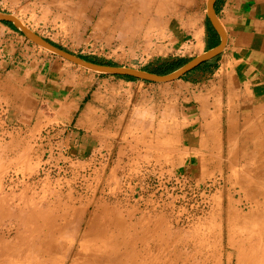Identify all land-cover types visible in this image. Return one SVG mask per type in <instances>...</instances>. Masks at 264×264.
Returning <instances> with one entry per match:
<instances>
[{
  "label": "rangeland",
  "instance_id": "374dc122",
  "mask_svg": "<svg viewBox=\"0 0 264 264\" xmlns=\"http://www.w3.org/2000/svg\"><path fill=\"white\" fill-rule=\"evenodd\" d=\"M207 2L0 11L74 55L144 70L209 50ZM224 32L207 70L155 83L85 70L0 21V264H264V40Z\"/></svg>",
  "mask_w": 264,
  "mask_h": 264
},
{
  "label": "water",
  "instance_id": "95a60500",
  "mask_svg": "<svg viewBox=\"0 0 264 264\" xmlns=\"http://www.w3.org/2000/svg\"><path fill=\"white\" fill-rule=\"evenodd\" d=\"M217 0H208L207 2V15L211 26L214 28L216 33L220 36V44L216 47L209 49L202 55H199L191 60H189L186 64L178 68L177 70L166 74L159 75L155 73H150L140 69L122 67V66H113V65H105V64H97L86 61L77 55H74L68 51H65L51 42L41 37L31 29L27 28L23 25L14 15L4 13L0 11V21L12 23L16 29L21 31L32 43L35 45L63 58L64 60L81 67L85 70L101 74V75H112V76H121V77H132L136 79H142L155 83H171L176 80L181 79L185 75L191 73L192 71L198 69L200 66L205 63L210 62L217 56L223 53L226 47V34L222 29L220 22L217 17L215 4Z\"/></svg>",
  "mask_w": 264,
  "mask_h": 264
},
{
  "label": "crops",
  "instance_id": "0c3cea01",
  "mask_svg": "<svg viewBox=\"0 0 264 264\" xmlns=\"http://www.w3.org/2000/svg\"><path fill=\"white\" fill-rule=\"evenodd\" d=\"M217 17L220 22V25L225 29L229 38L233 36L238 37L240 35H254V36L257 35V36L262 37V40H264V0H228L226 2V7L223 10L222 9L219 10V12L217 13ZM244 21H246V25H247L246 27L247 32H245V34L244 32L241 31V28L238 27L239 23H242ZM228 41L230 42V40ZM225 50H226V47H225ZM225 50L223 51L222 54L225 53ZM261 53L262 54L259 55L258 52L256 51L253 52L254 54L253 63L255 62L253 66L255 67V64H256L258 67L261 68V70H263L264 59L262 58H264V53L263 51ZM256 55L258 57H256ZM220 56L221 54L217 56L216 58H214L213 60H211L210 62H214ZM261 73L263 74V72ZM86 97L87 96L85 95L82 98L83 103H84V100H86ZM37 103H39V99H36L35 97H31L30 103L27 104L28 108L24 107V110L30 114L35 113L32 111L35 109ZM92 103H93L92 100L87 102L86 109L87 108L89 109V107L92 106ZM86 109L79 116L80 117L79 123L77 124L80 126H82L86 120V116L88 114L87 113L88 111Z\"/></svg>",
  "mask_w": 264,
  "mask_h": 264
},
{
  "label": "trees",
  "instance_id": "16d2710c",
  "mask_svg": "<svg viewBox=\"0 0 264 264\" xmlns=\"http://www.w3.org/2000/svg\"><path fill=\"white\" fill-rule=\"evenodd\" d=\"M221 4H222V0H218L216 3V6H215L217 13L219 12ZM3 23L5 25H7L8 27L12 28L13 30L18 31L12 23H8V22H3ZM207 23H208L207 31H208V36H209V38L207 40V48L212 49V48L216 47L217 45H219V41H218L216 32L213 30L212 26L210 25V22L207 21ZM52 44L64 50V48H62L61 46L56 45L54 43H52ZM78 57H80L86 61L92 62V63L115 66L114 64H112L111 62H108V61H98L97 59H92V58L85 57V56H78ZM188 61L189 60L185 59V58H159L156 61L151 62L149 64L148 68L144 69V71L159 74V75H166V74H169V73L177 70L178 68H180L181 66L186 64ZM210 64L211 63H205L204 65L200 66L198 69H196V70L192 71L191 73L185 75L183 78H187L189 75H191L194 72L201 71L203 69L207 70L208 67L210 66ZM116 77L127 80V81L135 80L134 78L127 77V76H125V77L116 76Z\"/></svg>",
  "mask_w": 264,
  "mask_h": 264
},
{
  "label": "bare ground",
  "instance_id": "6f19581e",
  "mask_svg": "<svg viewBox=\"0 0 264 264\" xmlns=\"http://www.w3.org/2000/svg\"><path fill=\"white\" fill-rule=\"evenodd\" d=\"M263 164H264V162H263ZM262 171H263V170H262ZM243 173H244V172H243ZM259 174H260V173H259ZM250 178H251V177H250ZM251 179H252V178H251ZM257 179H258V178H257ZM258 181H259V180H258ZM253 183H254V182H253ZM244 185H246V184H244ZM250 185H251V184H250ZM262 186H263V185H262ZM262 186H261V187H262ZM252 187H253V186H252ZM247 189H248V188H247ZM255 191H256V190H255ZM262 191H263V190H262ZM247 194H248V193H247ZM256 197H257V196H256ZM256 197H255V198H256ZM250 198H251V197H250ZM251 236H252V235H251ZM250 239H251V238H250ZM255 239H256V238H255ZM249 241H250V240H249ZM256 241H257V239H256ZM254 242H255V241H254ZM256 243L258 244V242H256ZM243 244H244V243H243ZM263 244H264V243H263ZM263 244H262V245H263ZM246 245H247V244H246ZM249 245H250V244H249ZM252 246H253V245H252ZM254 246H255V244H254ZM261 247H262V246H261ZM257 248H258V247H257ZM259 249H260V248H259ZM254 250H255V249H254ZM233 251H234V250H233ZM254 252H255V251H254ZM258 253H259V252H258ZM256 256H257V255H256ZM256 256H255V257H256ZM246 260H247V259H246Z\"/></svg>",
  "mask_w": 264,
  "mask_h": 264
}]
</instances>
